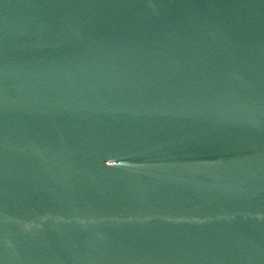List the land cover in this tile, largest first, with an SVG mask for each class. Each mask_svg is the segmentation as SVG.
Segmentation results:
<instances>
[{
    "label": "water",
    "instance_id": "water-1",
    "mask_svg": "<svg viewBox=\"0 0 264 264\" xmlns=\"http://www.w3.org/2000/svg\"><path fill=\"white\" fill-rule=\"evenodd\" d=\"M0 264H264V0H0Z\"/></svg>",
    "mask_w": 264,
    "mask_h": 264
}]
</instances>
